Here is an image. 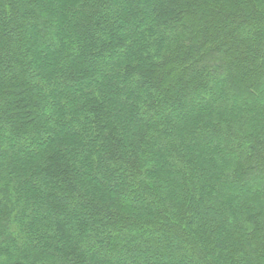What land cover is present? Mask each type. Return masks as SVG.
Instances as JSON below:
<instances>
[{
	"label": "trees",
	"instance_id": "trees-1",
	"mask_svg": "<svg viewBox=\"0 0 264 264\" xmlns=\"http://www.w3.org/2000/svg\"><path fill=\"white\" fill-rule=\"evenodd\" d=\"M0 264H264V0H0Z\"/></svg>",
	"mask_w": 264,
	"mask_h": 264
}]
</instances>
